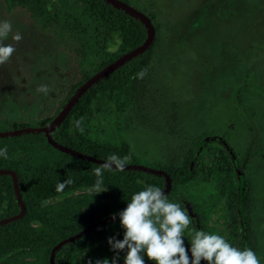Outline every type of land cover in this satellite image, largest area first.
Wrapping results in <instances>:
<instances>
[{"label": "rangeland", "instance_id": "1", "mask_svg": "<svg viewBox=\"0 0 264 264\" xmlns=\"http://www.w3.org/2000/svg\"><path fill=\"white\" fill-rule=\"evenodd\" d=\"M118 1L149 19L152 55L141 68L143 78L123 77L126 91L114 105L101 102L96 112L83 117L78 134L98 147L125 150L129 163L157 175L181 174L190 156L200 154L209 139L219 140L224 151L244 162L239 188L248 219V247L264 264V0ZM80 12L76 18L63 13L52 24H42L41 11L9 7L0 0V21L12 25L0 44L15 48L0 64V120L47 126L51 121L43 123L81 78L90 79L103 69L95 72L97 61L118 55L119 37L104 41L99 30L86 26L90 21L83 22ZM17 34L18 41L13 39ZM40 85L48 86L46 94L36 91ZM208 167V177L198 165L196 176L182 177L175 187L169 181L166 187L175 200H189V211L203 231L218 232L230 242L226 193L232 184L221 163ZM105 179L121 186L112 187L113 193L106 186L102 188L107 191L93 190L100 204L97 218L126 206L131 195L142 190L130 177L104 173ZM191 232L184 235L187 244ZM112 233L123 238L122 228ZM113 255L107 244L87 250L80 260L110 262Z\"/></svg>", "mask_w": 264, "mask_h": 264}, {"label": "trees", "instance_id": "2", "mask_svg": "<svg viewBox=\"0 0 264 264\" xmlns=\"http://www.w3.org/2000/svg\"><path fill=\"white\" fill-rule=\"evenodd\" d=\"M5 1L9 7L18 5L41 11L44 18L42 24L49 22L52 24L53 21L59 20L63 13L69 15V18H76L80 10L83 22L90 21L86 26H94L96 31L99 30L104 41H111V38L117 35L120 39L118 55L109 60L97 61L95 72L106 67L119 56L142 45L147 37V30L139 19L112 6L105 0ZM68 30L69 33L73 31ZM154 44L155 41L146 51L127 60L122 66L92 84L75 102L60 125L48 135L45 133H20L0 137V147L7 146L8 148V159L0 158V169L11 170L15 173L18 190L25 206V213L22 217L0 225V264H40L43 262L51 264V251L61 240L77 234L89 225H96L95 228L91 226L81 237L58 247L54 252L52 263L91 264V262L82 263L81 255L93 247L95 249L103 248L108 244V238L112 237V232L118 233L121 228L119 224H115L119 221L118 215L113 220L111 214H118L126 206L110 212L105 217H96L100 204L98 205L99 202L95 201L97 196L92 190L97 179L93 169L102 164L107 155L116 153L124 156L127 155V152L116 150L113 147H98L88 138H83L78 134L80 129L75 126L74 121L92 114L93 111L96 112L101 102L114 105L120 94L126 91L125 78L129 76L134 78L145 63L147 64V60L152 55ZM89 77L84 75L81 78L80 82L59 104L54 114L47 122L43 123L44 125L55 119L77 89ZM123 77L125 78L123 79ZM0 121L2 125H11L8 130L0 129V132L33 128L25 122ZM49 141L91 159L65 153L50 145ZM224 150L223 144L219 140L209 139L207 147L200 154L190 156L185 162L184 172L177 175L170 172H166L165 175L153 174L139 169L137 166L133 167L135 165L129 162L124 171L105 170L104 173L116 175L120 179L130 177L137 186H142L140 181H144L146 184L161 187L169 200L180 203L187 210L189 216L193 217L191 214L193 206L189 200L186 198L175 200L172 193L167 190V181L169 180L170 184L175 187L182 177H189L191 174L192 177L196 176L199 172L197 171L198 165L205 167L203 173L208 177V166L212 165L216 168L221 163L224 166L222 172L228 175L232 184L226 193L228 199L226 208L231 217L232 235L229 243L240 248L248 247V219L244 195L239 188L240 170L244 167V162L240 163ZM66 179H71L72 183L67 185L63 191L56 192L57 182ZM104 186L110 189L114 186L120 188L121 185L119 181L113 183L105 179L101 187ZM20 210V204L13 189L12 177L0 175V220L15 217L20 213ZM191 229L194 231L196 229L203 230L196 218H194V223H191L185 230L184 235L186 232H191ZM185 245L188 246L186 242ZM85 261L88 262V260ZM119 264H123L122 258Z\"/></svg>", "mask_w": 264, "mask_h": 264}, {"label": "clouds", "instance_id": "3", "mask_svg": "<svg viewBox=\"0 0 264 264\" xmlns=\"http://www.w3.org/2000/svg\"><path fill=\"white\" fill-rule=\"evenodd\" d=\"M11 30L9 21H0V40L6 38ZM13 39L18 41L21 37L17 34ZM14 52L11 44H0V64L7 62ZM144 75L143 70L136 74L138 78ZM36 91L46 94L48 86L40 85ZM83 119L75 120V126L79 128ZM0 158L8 159L7 146L0 147ZM129 160L128 155H107L103 163L93 169L97 179L92 190L97 193L105 191L101 187L104 171H124ZM71 183V179L58 181L55 191L61 192ZM140 184L142 190L131 195L126 207L118 214H111L113 220L118 215L119 225L123 229L122 239L113 236L107 240L114 253L111 261L104 259L96 264H119L121 252H124L123 264H146V260L151 264H201V261L205 264H260L251 248L233 246L218 232L196 229L186 246L184 233L194 223V218L180 203L169 200L161 187L144 181H140Z\"/></svg>", "mask_w": 264, "mask_h": 264}, {"label": "water", "instance_id": "4", "mask_svg": "<svg viewBox=\"0 0 264 264\" xmlns=\"http://www.w3.org/2000/svg\"><path fill=\"white\" fill-rule=\"evenodd\" d=\"M108 3H110L112 6L123 10L124 12H126L127 14L131 15L134 18H137L140 20V22L145 26L146 30H147V37L146 40L144 41V43L142 45H140L139 47L129 51L128 53L122 55L121 57H119L118 59H116L114 62L108 64L106 67H104L101 71H99L98 73H96L94 76H92L90 79H88L82 86H80L77 91L74 93V95L72 96V98L70 99V101L63 107V109L60 111V113L55 117V119H53L47 126L45 127H39V128H28V129H21V130H17V131H13V132H0V137H4V136H8V135H16V134H20V133H45L46 135H48L50 132H52L53 130H55L60 123L65 119L67 113L71 110V108L73 107V105L75 104V102L80 98V96L95 82H97L100 78H102L103 76L107 75L108 73L114 71L116 68H118L119 66H121L122 64H124L127 60L137 56L138 54L143 53L144 51H146L149 46L151 45V43L153 42V38H154V29L149 21V19L141 14L140 12L136 11L135 9H132L131 7L125 5L124 3L118 1V0H105ZM51 143V145L65 153H71L73 156H77V157H81V158H87V159H91L89 157L83 156L79 153H76L74 151H71L68 148L65 147H61L58 144L54 143L53 141H49ZM94 160V159H92ZM136 167V166H133ZM139 169H141L140 167H137ZM144 170V169H143ZM0 175H10L12 177V182H13V189L16 195V198L20 204V213L18 215H16L15 217L12 218H7L4 220L0 221V225L8 223V222H12L14 220L19 219L20 217H22L25 213V206L22 203V198L21 195L19 193L18 190V186H17V178L16 175L13 171L11 170H7V169H0ZM167 183H169V180L167 181ZM168 190V189H167ZM96 225H93L92 227H94ZM90 228V227H89ZM88 230V228L84 231H81L80 233L74 235L73 237L69 238V239H65L64 241L60 242L57 246H55L52 251H51V256H50V263H53V259H54V252L55 250L60 247L61 245L74 240L75 238L80 237L82 234H84L86 231ZM148 264V263H146Z\"/></svg>", "mask_w": 264, "mask_h": 264}]
</instances>
